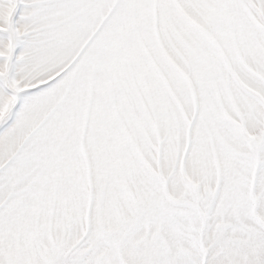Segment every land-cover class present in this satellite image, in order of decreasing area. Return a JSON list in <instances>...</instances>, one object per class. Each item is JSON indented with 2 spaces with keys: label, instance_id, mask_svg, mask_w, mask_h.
<instances>
[{
  "label": "snow or ice",
  "instance_id": "1",
  "mask_svg": "<svg viewBox=\"0 0 264 264\" xmlns=\"http://www.w3.org/2000/svg\"><path fill=\"white\" fill-rule=\"evenodd\" d=\"M0 264H264V0H0Z\"/></svg>",
  "mask_w": 264,
  "mask_h": 264
}]
</instances>
